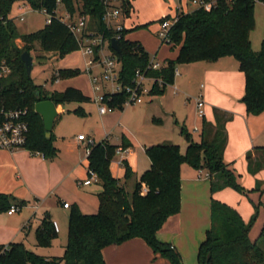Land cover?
<instances>
[{
    "label": "trees",
    "instance_id": "1",
    "mask_svg": "<svg viewBox=\"0 0 264 264\" xmlns=\"http://www.w3.org/2000/svg\"><path fill=\"white\" fill-rule=\"evenodd\" d=\"M27 3L34 10H43L50 16L42 28L19 33L16 24L9 17L14 2ZM264 3V0H259ZM255 0H217L210 10L196 8L180 11L169 31L167 44L179 46L174 59H166L159 69H148L151 55L141 42L126 38L132 30L147 27V23L132 28H123L119 38L120 54L117 55L120 70L118 82L122 90L105 93L103 102L113 109H123L128 93L126 86L133 84L135 71L141 69L146 75L161 78L160 86L154 82L151 94H162L165 87L174 80L177 64L213 61L222 56H232L238 61L244 74V93L241 101L249 114L264 111V39L260 48L254 50L250 43V31L254 28ZM61 5L71 15H86L88 29L112 39L113 29L107 28L102 19L105 5L103 0H0V63L10 67V72L0 78V103L8 108H26L29 131L25 148L32 154L53 158L57 149L53 134L45 135L42 117L34 109L40 100H52L55 104L65 102H86L90 97L79 88L66 86L61 91H48L41 84H35L27 74L21 53L38 50L43 55L65 54L78 50L76 37L67 24L56 13ZM120 7L127 16L131 10L130 0H121ZM169 16V15H167ZM162 20V18L160 19ZM20 39L22 45L16 42ZM55 71L57 74H55ZM51 75V83L79 74L77 68H58ZM74 112L85 114L82 107ZM215 123L202 117L199 140L181 128L187 148L181 153L173 143H159L145 148L150 166L134 183L131 193L124 185L134 174L126 159L123 180L113 176L110 162L118 147L127 149L130 140L122 136L119 144L103 139L89 145L88 169L93 170L102 190L97 193L98 208L94 213H84L78 205L70 206L67 222V242L60 256H45L26 248L23 241L0 244V264H105L102 249L110 244H121L132 238L143 239L154 253L160 254L171 264H182L180 252L171 243L161 241L157 232L164 221L181 209L180 165L184 162L196 169H205L210 176L211 193L223 187L243 191L237 174L224 160L223 152L227 141L225 114H216ZM264 155V146L260 147ZM145 187V190L143 188ZM16 201V202H15ZM25 200L17 201L9 193L0 192V211L11 205L22 206ZM260 204L264 208V197ZM252 218L245 221L239 211L224 201L211 197L210 226L197 249L200 264H264V221L259 237L252 240L249 231ZM57 235L53 220L45 213L35 230L36 244L49 246Z\"/></svg>",
    "mask_w": 264,
    "mask_h": 264
},
{
    "label": "rangeland",
    "instance_id": "2",
    "mask_svg": "<svg viewBox=\"0 0 264 264\" xmlns=\"http://www.w3.org/2000/svg\"><path fill=\"white\" fill-rule=\"evenodd\" d=\"M19 5V1L14 2L9 13L13 22L17 25L19 33H29L43 27L47 16L43 10H34L29 8L28 5H25L24 7H27V12L24 13L23 20H20L18 16L20 13L19 10H17ZM193 8V6H188V11L193 10ZM58 14L64 17V10L61 5L58 7ZM155 14V11L149 13L150 16H155ZM254 18L255 25L250 31V43L254 50H258L261 41L264 39V3L259 0H255ZM157 26L156 17H152V20L147 23V28L145 27L137 32L139 36L144 39L145 43H147V46L160 43V39L156 33ZM16 42L22 45L20 40L17 39ZM30 54L33 56L30 76L35 84L43 85L48 91H61L67 85H79L84 88V90L92 92L91 82L89 81L87 73L83 69L85 56L81 50L72 51L65 54L63 57L57 55L56 58H54L51 53H47L43 57H40L39 55L43 54L38 50L30 52ZM229 59L235 63L237 61L232 56H229ZM177 66L180 68V64H177ZM58 68H77L80 72L75 76L63 78L60 79L59 82L51 83V75ZM169 87L170 86H166L167 94L164 97H153L151 101L148 100L149 98H143L144 101L141 103L125 105L123 109H115L110 113L108 112L106 116H100L98 103L96 101V103L94 101L82 103L71 101L58 104L59 114L54 121L51 131V134H53L54 137L53 141L55 140V137L59 136L60 138L56 140V143L60 144L61 139L68 138L70 135L74 133L77 134L79 131L84 134L93 132L96 142L104 137L106 133L109 136L108 139L112 142H121L122 136L129 138L132 142L134 156L136 158L137 171V173H134L132 177L124 183L127 191L131 193L138 176H140L142 172L146 170L145 168L149 166L150 161L145 151L146 147L159 143H173L179 146L181 153H184L187 148V140L185 139L181 128L187 130L191 134L193 140L198 141L200 138L202 117L197 115L194 100L188 99L183 92H178L177 94L170 96ZM179 88L182 89L181 87ZM196 89L192 87L189 91L188 89L183 90H186L194 96L197 91ZM79 105L83 106L85 114L80 115L74 112V109ZM89 110L91 111V114L89 113ZM260 114L263 115L264 112L259 113V115ZM29 154L34 157L38 155L30 152ZM114 161L115 158L113 159L112 169L117 175L124 169V166H117L114 164ZM29 165L34 166L35 164L29 162ZM198 172L199 169L194 168L189 163L184 162L180 165L181 198L182 191L185 193V190L188 187L186 182L191 178H196ZM240 172L243 171H239V173ZM245 175L246 174L244 173L243 176ZM87 177L88 173L86 174L85 179ZM121 182H124L123 178H121ZM240 183L243 184L241 181ZM208 184L210 191V183ZM82 189L76 193H71L67 199L72 205H78L80 210L84 213L96 212L98 208V197L96 196V193L102 190L101 184L99 182H92L90 186L86 188L83 187ZM229 190L233 192L234 196L226 197L225 200H223L224 202L234 207L237 206L238 203L243 204V201L245 200L252 207V211L245 217L246 221H249L252 218L249 236L252 240L257 239L264 221V208L259 202V195L264 193V189H261L258 185L254 188L246 187L243 191H239L232 187H230ZM254 193H257V195ZM243 195H246L244 199L241 198ZM14 197L17 201L22 200L17 196ZM239 200H241V202ZM25 201L26 203L20 208L18 207L13 215H8L6 211H0L1 236L3 238H8L6 242H9L10 240L20 241L23 239L27 249L41 255H62L67 242V222L70 208H62L58 203V198L56 196L45 198L44 202L39 207L37 204L29 205L27 203L29 200ZM186 203V201L183 202V212H180L181 209L179 211L181 213L179 215V217H181V226L184 229V232L178 239L181 244L182 252L178 250V248L177 250L181 254L183 264H200L197 260L198 247L195 249L194 242L191 243L189 241L190 236H186L189 229L193 227L189 225L191 222L188 218L187 211L189 208L187 210L188 205H186ZM45 211H49L53 214L59 224L60 231L57 232L56 237L52 239L49 246H38L36 244L35 230L38 225V217L48 213ZM34 212H36L35 216L27 222L28 218ZM178 214L169 216L164 221L162 227H171L179 224L177 222ZM26 222L30 227L24 231L22 228ZM205 223L206 215H204V217L201 216L198 225L191 229L194 239L200 240V236H203L201 237V240L204 239V229L207 226ZM139 241H141L140 243L142 244L139 245L134 242H128L129 244H124L122 247L119 246L120 244H110L103 247L108 264H171L160 254L154 253L151 247L143 239L140 238ZM118 247L121 249L120 251L118 250Z\"/></svg>",
    "mask_w": 264,
    "mask_h": 264
},
{
    "label": "crops",
    "instance_id": "3",
    "mask_svg": "<svg viewBox=\"0 0 264 264\" xmlns=\"http://www.w3.org/2000/svg\"><path fill=\"white\" fill-rule=\"evenodd\" d=\"M130 2L132 5L131 10L127 16L122 18L125 28H132L136 25L148 23L152 20V17H156L158 30L160 19L164 16L175 15L180 11L188 12L189 10L188 5L185 4L184 0H130ZM23 3L24 2H20L17 10H19L20 6L27 5V3ZM152 11H155V16L149 15V13ZM56 13L59 15L58 8ZM143 28L130 31L126 34V38L141 42L148 53L151 56H154L162 64L166 59H174L177 56L179 46H172L171 44L162 43L161 40L160 43L147 46V43H145L144 39L137 33ZM18 45L21 46L20 44ZM56 56L57 54H53L54 58H56ZM83 65L84 69L85 61ZM175 68L179 73L174 74L173 82L167 85L170 86L169 95L173 96V94L183 92L188 99L194 100V97L199 92H201L205 100V112L207 113V115L205 114V119L207 121L215 123V117L217 113L220 115L225 114L227 117V120L225 121L227 141L223 152L224 160L229 163V167L237 174L238 182H243V184H240L244 188H254L259 185L261 189H264V155L260 150V147L264 146V114L255 115L246 112L245 105L241 101V97L244 93V74L239 70L238 61L235 63L229 59V56H222L213 61L201 60L197 62L181 63L180 68L178 66ZM59 81L60 79L55 82ZM67 86L77 87L85 95L89 96L90 100L86 102H95V93L93 90L92 92H89L88 90H84V88L79 85ZM192 87L195 89L197 88L196 94L194 96L186 91L187 89L188 91L191 90ZM166 94L167 90L165 87L162 94L149 93L144 96V99L149 98L148 100L151 101L153 97L161 98ZM79 106L83 108V106ZM56 107L59 112V105L56 104ZM89 113L91 114L90 110ZM99 114L100 116H106L108 112L103 114L99 112ZM80 133L83 132L79 131L77 134L74 133L68 138L61 139L60 144L56 143V140L60 137H55L53 144L57 149V153L53 158H45L39 154L34 157L29 154V151L26 148H20L12 152L5 149H0V192L9 193L21 198L22 200H29V202L27 201L29 205L37 204L38 207L42 205L45 198L56 196L60 206L64 209H69L72 204L67 199V197L70 196L71 193H76L83 187L86 188L90 186L92 182H99L98 180H94L87 185L81 183L87 174V151L89 149V145L86 141L79 140L77 138L78 134ZM85 135L86 137L91 138L93 142H96L93 132L87 133ZM108 137L109 136L106 133L105 136L98 141L106 139L112 144L120 143L112 142L108 139ZM134 155L135 154L131 142V146L125 151L116 152L115 156L113 157V159L115 158L114 164L117 166H122L119 161L121 159H126L133 172L137 173L136 158ZM113 159L110 162V170L113 176L121 179L124 175V169L116 175L112 169ZM29 162H32L35 165H32V167L29 165ZM239 171L243 172L239 173ZM205 172L206 170L202 169V172L199 171L196 178H191L186 182L188 187L186 188L185 193L182 191L180 212H183V202L186 201V205H188L187 210L189 208L187 211L188 218L191 222L189 225L193 226L192 228L198 225L201 216L204 217V215H206L205 224L207 226L204 229L206 231V229L210 226L211 197L223 201L226 197L234 195L233 192L229 190L230 187H226L211 193V191H209L208 184L210 183V176H206ZM244 173L246 174L245 176H243ZM182 188L184 189L183 186ZM254 194L257 195V193ZM245 196L246 195H243L241 198L244 199ZM263 197L264 193H261L259 195V202L262 201ZM68 201L70 206L67 208L63 207V202ZM239 201L241 202V200ZM243 202V204L238 203L237 206H234V208L239 211L242 218L246 221L245 216L249 215V213L252 211V207L245 200ZM20 207L21 206H19V208ZM45 212H48L51 216V219L57 222L53 214H51L49 211ZM180 212L177 219L179 224L171 227H162L157 232V237L161 241L170 242L175 248H178V250L182 252L181 244L178 241V239L181 237V234L184 232V229L181 226V217H179L181 214ZM13 213L7 214L13 215ZM35 214L36 212H34L28 218L27 222H29L32 217L35 216ZM42 216L38 217V224L40 223ZM27 222L23 225L22 229L24 231L30 227ZM191 229H189V232L186 234V236H190L189 241L191 243L194 242V247L196 249V247H198L199 243L202 241L201 237L203 236L199 237L200 240L194 239ZM59 231L60 228L58 229V232ZM139 239L140 238L138 237L129 239L121 243L119 246L122 247L124 244H129L128 242H134L135 244L140 245L142 243H140L141 241H139ZM7 240V237L3 238L0 234V244L5 245L11 241H14L10 240L9 242H6ZM20 241H23V239ZM118 250L120 251L121 249L118 247ZM102 254L105 263L108 264L103 249Z\"/></svg>",
    "mask_w": 264,
    "mask_h": 264
},
{
    "label": "built area",
    "instance_id": "4",
    "mask_svg": "<svg viewBox=\"0 0 264 264\" xmlns=\"http://www.w3.org/2000/svg\"><path fill=\"white\" fill-rule=\"evenodd\" d=\"M225 1L230 2L231 0ZM184 2L188 6H193V9L203 8L205 10H210L217 4V0H184ZM103 3L105 9L102 19L107 28L115 31L112 38H116L119 41V38L122 36L121 30L124 28L122 18L125 16L120 7L121 0H103ZM28 7L31 8L29 5ZM19 11V18L23 20V15L27 12V7L20 6ZM57 16L67 24L69 30L78 41V50H81L85 56L84 70L90 77L92 90L95 93L94 100L98 103L99 112L103 114L112 111L113 108L103 102L104 94L121 91L122 85L118 82L120 70L118 57L109 47L111 39L106 38L103 33L89 30L88 17L86 15L77 14L73 16L68 11L64 10V17L61 15ZM176 19L177 16L175 14L164 16L162 20H160L157 36L162 43H167L169 41V31ZM45 22H50L49 15L46 16ZM161 66L162 63L154 56H151L147 68L159 69ZM9 72L10 67L3 62L0 63V78L7 75ZM178 73V70L175 68L174 74ZM55 74H57L56 71ZM57 80L58 79L55 81ZM154 82H157L160 86L163 84L161 78L146 75L143 70L137 69L135 71L133 84L125 87L128 95L124 102V106L142 102L144 96L150 93ZM194 102L197 115L199 117H205V100L201 92L194 97ZM28 131L27 109L8 108L0 103V149L12 152L20 148H25ZM77 138L86 141L88 145L93 143V140L86 137L84 133L78 134ZM125 150L126 149L123 150L121 147H118L116 152ZM119 162L122 165V159ZM199 171L202 172V169ZM87 173L88 177L81 182L84 185L97 180V175L93 170L87 169ZM205 175H209L207 171ZM143 190H145V187ZM62 205L65 208L70 206L68 202H63ZM17 209L18 206L13 204L7 210V213L11 214ZM53 225L58 232L59 227L57 222L53 221Z\"/></svg>",
    "mask_w": 264,
    "mask_h": 264
},
{
    "label": "water",
    "instance_id": "5",
    "mask_svg": "<svg viewBox=\"0 0 264 264\" xmlns=\"http://www.w3.org/2000/svg\"><path fill=\"white\" fill-rule=\"evenodd\" d=\"M110 45L118 54H120L119 41L116 38L111 39ZM21 59L25 64L27 74H30L32 69L33 56L27 50H24L21 53ZM34 109L42 117L45 135L47 137H50L55 118L59 113L56 104L54 103V101L49 99L40 100L35 103Z\"/></svg>",
    "mask_w": 264,
    "mask_h": 264
}]
</instances>
